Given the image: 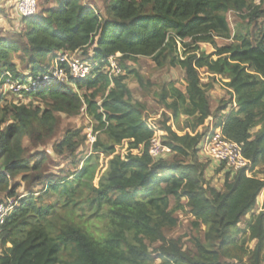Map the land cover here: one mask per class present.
I'll use <instances>...</instances> for the list:
<instances>
[{
	"label": "trees",
	"instance_id": "obj_1",
	"mask_svg": "<svg viewBox=\"0 0 264 264\" xmlns=\"http://www.w3.org/2000/svg\"><path fill=\"white\" fill-rule=\"evenodd\" d=\"M55 4L40 15L21 17L25 28L20 40L0 39V76L9 73L32 87L54 66H44V61L54 62L59 53L86 55L92 68L87 78L75 80L60 62L72 86L50 84L21 93L47 108L12 103L0 111V125L10 121L0 129V194L18 198L10 179L19 175L28 190L0 227V264H229L226 260L242 262L244 256L247 264H264V200L262 211L252 214L264 179L248 177L242 169L225 173L223 191L211 187L204 178L205 165L198 161L204 133L197 131L212 118L213 131L241 146L250 169L264 165V28L263 38L254 36L258 21H264V0H110L105 16L81 0ZM231 11L246 12L240 35L231 34L226 20ZM215 38L232 43L200 51V44ZM13 55L26 58L32 82L17 74ZM110 57L118 75L109 76ZM138 58H150L158 68H179L184 75L185 92L164 83L155 94L169 111L160 123L165 132L160 141L169 153L157 159L148 152L153 132L145 107L133 100L125 81L132 75L140 89L154 88L125 65ZM202 69L212 76L210 82L201 81ZM216 76L230 99L211 111L207 93ZM82 109L95 123L91 154L78 158L86 138L67 130L52 152L74 170L44 174L48 155L37 149L53 133L54 113L77 115ZM24 138L36 150L30 156ZM124 141L130 151L141 147L139 154L124 159L115 154ZM99 154L109 159L94 186ZM39 185L57 197L59 206L39 204L41 197L30 191ZM170 199L175 201L171 209ZM185 207L193 229L204 227L202 239L191 238L194 252L185 250L179 239L165 237L177 224L174 213ZM249 214L241 230L239 224ZM245 232L247 241L255 242L246 253L241 247L246 239L237 240Z\"/></svg>",
	"mask_w": 264,
	"mask_h": 264
},
{
	"label": "rangeland",
	"instance_id": "obj_2",
	"mask_svg": "<svg viewBox=\"0 0 264 264\" xmlns=\"http://www.w3.org/2000/svg\"><path fill=\"white\" fill-rule=\"evenodd\" d=\"M83 4L89 5L93 7V9L102 16H105V9L110 0H81ZM18 0H0V39L7 40H20L19 34L24 30L25 24L21 22V16L18 15L16 11V3ZM257 3V2H256ZM255 3V4H256ZM55 6V0H37V10L36 15H40L42 10ZM246 15V12L243 14L228 12L226 14V20L228 26L231 30V34L240 35L245 32V25L242 23L241 17ZM18 16V17H17ZM263 28L264 21L259 20L257 24V29L255 31V38H263ZM232 43V39L225 40L215 38L214 42L211 44H200V51L205 52H214L217 47H221L224 45H229ZM178 48L180 49V45L178 44ZM90 50L86 53L89 54ZM181 52V49H180ZM74 58L88 61V56L82 55L81 53H77L73 55ZM216 57L213 56V60ZM11 62L15 66L16 72L19 75H23L27 81L31 79L30 75V67L26 62V58H16L15 55L12 56ZM53 61H44V66L52 67ZM88 63H90L88 61ZM125 65L130 69L138 71V73L143 76L150 85H153L154 88L150 87L149 91L142 90L138 87V84L135 78L132 75H128L126 78V85L131 90L132 98L134 101H138L142 103L145 107V118L149 123L156 124L159 126L162 121V115H169V111L165 109L161 104L158 103L157 98L155 97L156 92L159 90L158 87L162 84L172 83L176 88L185 92V82L184 75L179 68H158L155 63L150 58H138L135 61H127ZM199 75L201 81L204 83L210 82L212 76L205 72V69L199 70ZM59 86L67 85L72 86L69 80H65L63 84H58ZM84 93L83 91H78V94L81 95ZM209 104L211 111H215L216 108L220 105L221 101H228L230 99V92L225 88L223 81L220 77H214L213 87L207 93ZM30 104L36 105L41 108H47L44 102H40L38 99L32 98H22L21 95L17 96L9 91H2L0 93V111L10 106V104ZM54 130L52 135L46 139L44 145L40 146L37 151H45L48 155L47 162L42 167V172L44 174L51 175H64L66 172H72L74 170V166H72L68 161L63 159H58L55 154L52 152V145L58 141H60L67 130L80 131V135L86 138L84 145L81 146L77 153L78 158H81V155L85 154L89 156L91 154V146L95 140L96 133L93 132V127L95 125L91 116H89L85 109H82L77 115H66L63 113H54ZM208 119L205 124L199 128L197 131L206 132L205 130L209 128V126L213 125L214 121ZM184 118L181 117L179 121V127H183ZM10 123L7 122L4 125H0V129H4L6 125ZM169 125L172 127L173 131L178 132L177 126L172 125V121L169 122ZM207 125V126H206ZM186 130V129H185ZM184 130V131H185ZM256 130V129H255ZM254 130V131H255ZM253 131V132H254ZM183 132V131H182ZM101 136V134L99 135ZM103 139V137H101ZM23 147L28 149L29 153L27 156L32 155L36 150L30 145L27 138L23 139ZM115 154H119L121 158H126L129 154L137 155L141 151V147L138 150H129L128 142L124 141L122 145L116 147ZM109 158H104L101 154H99L98 159V167L95 179L93 181V185L97 186L98 179L100 175L105 171L107 167V161ZM198 161L205 165L204 178L210 184L211 187L215 188L218 191H223V182L224 175L226 172H230L233 174L234 172L223 167L222 170H219V166L214 164L211 160L204 156L200 151L198 153ZM83 162H79L78 169L81 168ZM264 165H259L257 167L251 168V171L248 172L247 176L252 177L255 176L258 179H264ZM13 187H18L15 191V196L21 198L22 196L28 195L26 182L22 180V175H19L13 179H10V189ZM9 189V190H10ZM8 190V191H9ZM30 191L39 195L41 199L39 200L40 205H52L54 207L59 206V202H57V197L52 195L51 193H45L46 188L43 186H34L30 188ZM7 198V192L0 194V201ZM264 200V190L260 193L257 198L256 206L252 212V214H257L262 211V205ZM180 203L185 205V200L181 199ZM175 207V201L170 199L169 208ZM177 219V224L172 230L165 231V237L167 239H179L183 244V248L188 251H193L191 238L199 237L202 239L204 227L201 226L199 230H194L191 224L192 216L189 212L188 208H184V210H178L173 215ZM250 214L245 217L243 222L239 224V228L241 230L245 229L246 222L249 220ZM248 238V232L244 234H240L237 237V240ZM255 242L247 241L244 246H241L245 253L246 251H251L254 247ZM159 243L153 245V247L158 246ZM246 249V250H245ZM1 252V250H0ZM242 253V251H241ZM229 264H247V256L242 257V262H238V260H226ZM153 264H160V260H156Z\"/></svg>",
	"mask_w": 264,
	"mask_h": 264
},
{
	"label": "built area",
	"instance_id": "obj_3",
	"mask_svg": "<svg viewBox=\"0 0 264 264\" xmlns=\"http://www.w3.org/2000/svg\"><path fill=\"white\" fill-rule=\"evenodd\" d=\"M37 0H18L16 3V11L19 16L23 18L32 17L36 14ZM77 53H74L75 55ZM73 55L68 53H59L54 60V66L51 70L42 77L37 78L32 87L21 84L16 79H13L9 73H4L0 76V93L2 91H9L14 95H21L23 92H31L37 87H43L50 84H63L67 80L65 72L60 68L58 63L65 62L69 67V74L72 79L82 80L88 77L91 71V64L83 60L74 58ZM120 55L117 54L116 57ZM110 64L109 76L118 75V69L114 58H108ZM30 82L31 79L29 80ZM148 128L153 132L152 138L149 140V155L153 159H157L169 153V150L161 144L158 135L159 126L146 121ZM202 140L200 142L199 151L204 154L217 166L223 167L233 171L234 173L242 169L245 170L246 175L251 171V163L243 157L242 148L239 144L225 138L220 130L213 131L209 126L206 132H203ZM124 159V158H121ZM19 198H5L0 201V227L3 225L5 219L12 213L17 206Z\"/></svg>",
	"mask_w": 264,
	"mask_h": 264
},
{
	"label": "crops",
	"instance_id": "obj_4",
	"mask_svg": "<svg viewBox=\"0 0 264 264\" xmlns=\"http://www.w3.org/2000/svg\"><path fill=\"white\" fill-rule=\"evenodd\" d=\"M211 119V118H210ZM212 121V120H211ZM207 126V125H206ZM211 126V125H210ZM212 127V126H211ZM205 131H207V129L205 130ZM198 132H200V131H198ZM158 135H160V136H164L165 135V132H163V131H158Z\"/></svg>",
	"mask_w": 264,
	"mask_h": 264
}]
</instances>
